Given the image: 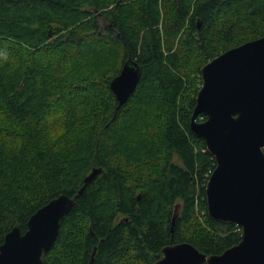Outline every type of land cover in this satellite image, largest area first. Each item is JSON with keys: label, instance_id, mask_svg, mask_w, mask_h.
Returning a JSON list of instances; mask_svg holds the SVG:
<instances>
[{"label": "trees", "instance_id": "1", "mask_svg": "<svg viewBox=\"0 0 264 264\" xmlns=\"http://www.w3.org/2000/svg\"><path fill=\"white\" fill-rule=\"evenodd\" d=\"M262 36L264 0H0V245L95 168L43 264H152L170 244H236L241 229L208 216L215 161L190 119L201 67ZM128 60L140 82L114 117L110 81Z\"/></svg>", "mask_w": 264, "mask_h": 264}, {"label": "water", "instance_id": "2", "mask_svg": "<svg viewBox=\"0 0 264 264\" xmlns=\"http://www.w3.org/2000/svg\"><path fill=\"white\" fill-rule=\"evenodd\" d=\"M200 76L190 129L215 161L205 187L207 213L216 222L240 227V240L219 255L201 253L187 242L170 244L152 264H177V258L178 264H264V36L214 57ZM140 77L139 65L128 60L110 81L118 102L114 117ZM198 115L205 120L198 122ZM101 172L92 169L74 197L62 194L39 208L24 233L11 229L0 245V264H43L60 222Z\"/></svg>", "mask_w": 264, "mask_h": 264}, {"label": "clouds", "instance_id": "3", "mask_svg": "<svg viewBox=\"0 0 264 264\" xmlns=\"http://www.w3.org/2000/svg\"><path fill=\"white\" fill-rule=\"evenodd\" d=\"M7 60H8V55H7V53H6V52H0V63H3V62H5V61H7ZM19 146H20V142L17 141V143H16V147L19 148Z\"/></svg>", "mask_w": 264, "mask_h": 264}, {"label": "rangeland", "instance_id": "4", "mask_svg": "<svg viewBox=\"0 0 264 264\" xmlns=\"http://www.w3.org/2000/svg\"><path fill=\"white\" fill-rule=\"evenodd\" d=\"M198 214H199L200 216H202V215H203V212H198Z\"/></svg>", "mask_w": 264, "mask_h": 264}, {"label": "snow or ice", "instance_id": "5", "mask_svg": "<svg viewBox=\"0 0 264 264\" xmlns=\"http://www.w3.org/2000/svg\"><path fill=\"white\" fill-rule=\"evenodd\" d=\"M179 258H177V264H178Z\"/></svg>", "mask_w": 264, "mask_h": 264}, {"label": "built area", "instance_id": "6", "mask_svg": "<svg viewBox=\"0 0 264 264\" xmlns=\"http://www.w3.org/2000/svg\"><path fill=\"white\" fill-rule=\"evenodd\" d=\"M202 119V117H200Z\"/></svg>", "mask_w": 264, "mask_h": 264}]
</instances>
